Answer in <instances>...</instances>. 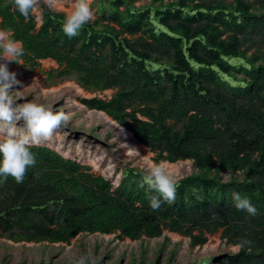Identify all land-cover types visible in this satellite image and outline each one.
Here are the masks:
<instances>
[{
    "label": "trees",
    "instance_id": "obj_1",
    "mask_svg": "<svg viewBox=\"0 0 264 264\" xmlns=\"http://www.w3.org/2000/svg\"><path fill=\"white\" fill-rule=\"evenodd\" d=\"M41 7L39 19L25 20L13 0H0V28L22 43L20 58L32 66L51 58L57 76L115 89L82 102L131 131L155 162L191 159L198 170L177 181L174 202L161 198L153 210L159 193L140 187L143 170L126 168L116 186L77 159L32 145L36 164L23 182L0 178V232L70 243L80 233L139 240L168 230L196 246L223 229L242 244L223 264H264V0H100L97 19L72 38L61 29L66 13ZM240 171L242 180L220 177ZM234 192L255 215L235 208Z\"/></svg>",
    "mask_w": 264,
    "mask_h": 264
},
{
    "label": "rangeland",
    "instance_id": "obj_2",
    "mask_svg": "<svg viewBox=\"0 0 264 264\" xmlns=\"http://www.w3.org/2000/svg\"><path fill=\"white\" fill-rule=\"evenodd\" d=\"M99 1L90 2L94 20L98 17ZM130 1L135 6L151 3V0ZM72 2L39 0L36 15L41 17L43 3L55 11L67 13ZM254 51L249 50V54ZM19 61L21 64L8 62L9 71L15 72L20 81L9 90L15 103L35 101L51 107L54 112H64L69 116L66 123L53 131L50 139L42 140L39 145L48 146L66 158L77 159L84 166L91 167L92 172L111 179L114 184L122 180L126 168L146 171L141 157L148 155V152L150 159L155 161L157 155L141 143L139 145L145 149L139 153L140 156L126 155L128 148L138 144L133 133L108 114L112 121L104 117L103 111L90 109L82 102V99L94 97L109 99L115 89H87L78 83L76 75L57 76L60 68L51 58L39 60L36 66L20 57ZM17 128L21 133L26 132L23 120L17 122ZM167 162L177 181L198 170L191 159ZM220 177L223 181L233 177L242 180L243 173L240 171L234 175L226 172ZM194 234L199 235L200 231H194ZM205 236L206 242L196 246H193L191 236L168 230L160 237L142 236L139 240L119 238L116 234L80 233L70 243H36L15 241L0 232V264H77L81 258H86L85 264H153L155 261L157 264H167L170 258L173 264H200L205 259H210L209 264H223L226 256L240 252V247L223 236V229L214 233L205 232Z\"/></svg>",
    "mask_w": 264,
    "mask_h": 264
},
{
    "label": "clouds",
    "instance_id": "obj_3",
    "mask_svg": "<svg viewBox=\"0 0 264 264\" xmlns=\"http://www.w3.org/2000/svg\"><path fill=\"white\" fill-rule=\"evenodd\" d=\"M90 2L91 0H73L61 25L62 32L67 37L77 36L84 25L94 19ZM38 3L39 0H13L16 10L25 20L37 13ZM23 55L22 44L13 38L12 30H0V61H3L0 62V178L6 181L8 177H12L16 183H22L27 170L36 164L35 154L30 150L31 146L50 139L53 131L69 120V116L64 112H54L51 107L35 101L15 103L9 90L20 81L15 72L9 71L8 62L21 64L19 57ZM21 120L26 128L24 133L17 128V122ZM126 155L140 156L134 148H128ZM141 158L146 165V171L142 174L140 187L147 185L159 193V197L150 198L149 206L153 210H158L161 198L168 203L174 202L177 179L169 163L166 160L153 161L149 152ZM232 199L236 209L246 210L250 215L256 214L257 210L248 198L234 192ZM240 246L242 244L237 245ZM85 259L81 258L77 264H85Z\"/></svg>",
    "mask_w": 264,
    "mask_h": 264
},
{
    "label": "bare ground",
    "instance_id": "obj_4",
    "mask_svg": "<svg viewBox=\"0 0 264 264\" xmlns=\"http://www.w3.org/2000/svg\"><path fill=\"white\" fill-rule=\"evenodd\" d=\"M56 62V61H55ZM57 63V62H56ZM88 113V112H87ZM103 115H104V117L107 119V120H109V121H112L111 120V118L106 114V113H103V112H101ZM111 123V122H110ZM113 124V123H112ZM114 125V124H113ZM116 125V124H115ZM128 134H131L130 132H128ZM128 146V145H127ZM132 148H134V149H136L139 153H141L142 152V150H144L145 149V147L144 146H142V145H139V143L137 144H135L134 145V147H132ZM175 165H177V164H175ZM173 167H174V165H172ZM179 170V169H178Z\"/></svg>",
    "mask_w": 264,
    "mask_h": 264
},
{
    "label": "crops",
    "instance_id": "obj_5",
    "mask_svg": "<svg viewBox=\"0 0 264 264\" xmlns=\"http://www.w3.org/2000/svg\"><path fill=\"white\" fill-rule=\"evenodd\" d=\"M0 23H1V18H0ZM1 29V28H0ZM22 44V43H21Z\"/></svg>",
    "mask_w": 264,
    "mask_h": 264
},
{
    "label": "water",
    "instance_id": "obj_6",
    "mask_svg": "<svg viewBox=\"0 0 264 264\" xmlns=\"http://www.w3.org/2000/svg\"><path fill=\"white\" fill-rule=\"evenodd\" d=\"M105 113V112H104Z\"/></svg>",
    "mask_w": 264,
    "mask_h": 264
}]
</instances>
